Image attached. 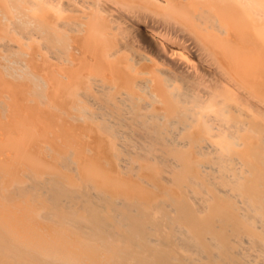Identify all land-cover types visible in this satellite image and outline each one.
I'll return each mask as SVG.
<instances>
[{
  "label": "bare ground",
  "instance_id": "bare-ground-1",
  "mask_svg": "<svg viewBox=\"0 0 264 264\" xmlns=\"http://www.w3.org/2000/svg\"><path fill=\"white\" fill-rule=\"evenodd\" d=\"M0 111V264H264V0H0Z\"/></svg>",
  "mask_w": 264,
  "mask_h": 264
},
{
  "label": "rangeland",
  "instance_id": "rangeland-1",
  "mask_svg": "<svg viewBox=\"0 0 264 264\" xmlns=\"http://www.w3.org/2000/svg\"><path fill=\"white\" fill-rule=\"evenodd\" d=\"M16 58H17L16 56H12V57H11V59H16ZM13 65H15V64H13ZM16 65H17V64H16ZM16 65H15V66H16ZM0 112H1V111H0Z\"/></svg>",
  "mask_w": 264,
  "mask_h": 264
}]
</instances>
